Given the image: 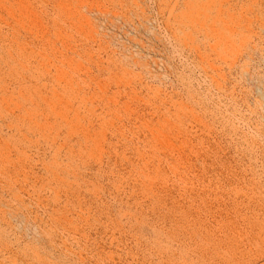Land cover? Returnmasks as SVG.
<instances>
[{
  "label": "rangeland",
  "instance_id": "rangeland-1",
  "mask_svg": "<svg viewBox=\"0 0 264 264\" xmlns=\"http://www.w3.org/2000/svg\"><path fill=\"white\" fill-rule=\"evenodd\" d=\"M0 264H264V0H0Z\"/></svg>",
  "mask_w": 264,
  "mask_h": 264
}]
</instances>
